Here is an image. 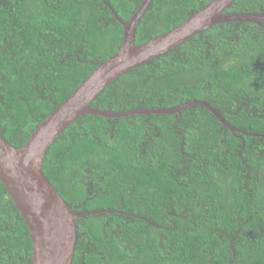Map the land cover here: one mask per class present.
I'll use <instances>...</instances> for the list:
<instances>
[{
	"label": "trees",
	"instance_id": "trees-1",
	"mask_svg": "<svg viewBox=\"0 0 264 264\" xmlns=\"http://www.w3.org/2000/svg\"><path fill=\"white\" fill-rule=\"evenodd\" d=\"M210 0H151L134 43ZM142 0H0V135L19 147L114 55ZM264 0L225 11L259 12ZM47 148L43 172L74 213L72 264H264V21L220 22L119 75ZM243 130L244 132H241ZM255 133L257 135H255ZM112 210V213L93 210ZM29 230L0 181V264H30Z\"/></svg>",
	"mask_w": 264,
	"mask_h": 264
},
{
	"label": "water",
	"instance_id": "water-1",
	"mask_svg": "<svg viewBox=\"0 0 264 264\" xmlns=\"http://www.w3.org/2000/svg\"><path fill=\"white\" fill-rule=\"evenodd\" d=\"M233 1L210 0L172 30L137 45L134 43L136 25L151 0H142L129 21L119 18L107 4L123 26V39L119 50L99 62L90 75L35 126L22 146L16 147L0 135V181L29 230L32 243L30 264H72L76 240L75 221L87 214L72 212L71 207L44 175L43 158L57 135L83 113L119 118L134 114H172L186 107L200 105L208 108L232 131L238 130L223 119L218 109L202 100L171 107L134 108L122 111L101 110L89 106L90 101L119 75L172 50L213 24L229 21L254 23L264 21V10L244 13L225 11ZM99 212L113 211L103 209L90 213Z\"/></svg>",
	"mask_w": 264,
	"mask_h": 264
}]
</instances>
